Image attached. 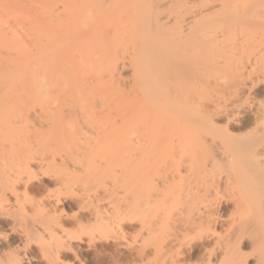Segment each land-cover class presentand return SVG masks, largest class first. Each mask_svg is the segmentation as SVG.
Instances as JSON below:
<instances>
[{
    "label": "bare ground",
    "instance_id": "1",
    "mask_svg": "<svg viewBox=\"0 0 264 264\" xmlns=\"http://www.w3.org/2000/svg\"><path fill=\"white\" fill-rule=\"evenodd\" d=\"M84 229L264 264V0H0V264H89Z\"/></svg>",
    "mask_w": 264,
    "mask_h": 264
},
{
    "label": "rangeland",
    "instance_id": "2",
    "mask_svg": "<svg viewBox=\"0 0 264 264\" xmlns=\"http://www.w3.org/2000/svg\"><path fill=\"white\" fill-rule=\"evenodd\" d=\"M20 105H24V106H27V107H30V102L29 103H23V104H20ZM17 115H19L18 113H17ZM43 179H47V178H45V177H43ZM46 182H49V180L47 179L46 180ZM120 183V184H119ZM123 183H122V181H120V182H118V183H115V184H111L110 183V181H108V185H109V187L110 186H112V187H119V185H122ZM107 185V186H108ZM103 188H101V187H99V188H97V190H96V193H102V190ZM102 190V191H101ZM136 191V190H135ZM134 191V192H135ZM133 192V193H134ZM135 193H137V192H135ZM139 194H142V193H139ZM132 195V194H131ZM140 196V195H139ZM142 197H144L143 196V194L141 195ZM131 198V197H130ZM139 198H141V197H139ZM138 198V199H139ZM226 206V205H225ZM224 205H223V210H225L226 208H224L225 207ZM219 209H220V207H219ZM131 226L129 227V232H128V234L127 235H129V234H134V235H138V234H136V233H140V231H141V228H139L140 226V224H139V221H137V220H135V221H132L131 222ZM132 227V228H131ZM139 229H140V231H139ZM87 229H84V232L81 234V237H82V239H83V241H84V243L83 244H81V248H82V250H81V254H80V259L81 260H84V261H87V262H89V264H100V262H102L101 264H106L107 263V261H106V254L104 253V252H101V253H99V255L98 254H94V252H93V248L96 246V247H100L101 246V244L102 243H107L108 241H110L109 239H107V240H104V239H101V240H96V241H94L89 247H87V245L85 244V241H86V239H87V236L86 235H84L85 234V231H86ZM132 231H134V232H132ZM137 231H139V232H137ZM87 247V248H86ZM105 254V255H104ZM85 257V258H84ZM98 259H97V258ZM108 257V256H107ZM108 260V259H107ZM105 262V263H104Z\"/></svg>",
    "mask_w": 264,
    "mask_h": 264
}]
</instances>
